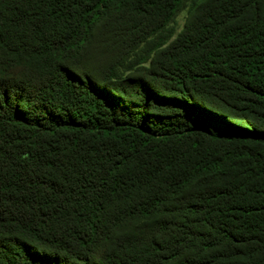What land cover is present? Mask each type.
I'll list each match as a JSON object with an SVG mask.
<instances>
[{
  "label": "trees",
  "instance_id": "1",
  "mask_svg": "<svg viewBox=\"0 0 264 264\" xmlns=\"http://www.w3.org/2000/svg\"><path fill=\"white\" fill-rule=\"evenodd\" d=\"M0 264H264V0H0Z\"/></svg>",
  "mask_w": 264,
  "mask_h": 264
},
{
  "label": "rangeland",
  "instance_id": "2",
  "mask_svg": "<svg viewBox=\"0 0 264 264\" xmlns=\"http://www.w3.org/2000/svg\"><path fill=\"white\" fill-rule=\"evenodd\" d=\"M186 18H187V13H182L179 18H178V27H179V30L182 29L185 21H186Z\"/></svg>",
  "mask_w": 264,
  "mask_h": 264
}]
</instances>
